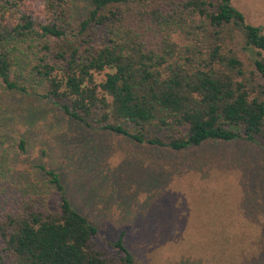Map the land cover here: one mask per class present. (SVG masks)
<instances>
[{
  "label": "trees",
  "instance_id": "obj_1",
  "mask_svg": "<svg viewBox=\"0 0 264 264\" xmlns=\"http://www.w3.org/2000/svg\"><path fill=\"white\" fill-rule=\"evenodd\" d=\"M41 14L0 0V93L55 103L69 121L148 147L264 148V35L231 0H44ZM1 143L0 134V252L10 264H137L122 231L109 247L96 243L53 169L38 165L42 179L7 192Z\"/></svg>",
  "mask_w": 264,
  "mask_h": 264
},
{
  "label": "rangeland",
  "instance_id": "obj_2",
  "mask_svg": "<svg viewBox=\"0 0 264 264\" xmlns=\"http://www.w3.org/2000/svg\"><path fill=\"white\" fill-rule=\"evenodd\" d=\"M25 1L42 20L44 0ZM231 4L264 35V0ZM0 134L7 192L42 179L38 165L53 169L71 207L95 226L96 243L109 247L122 231L137 264H264V148L256 142L148 147L69 121L55 103L4 93ZM0 264H10L1 252Z\"/></svg>",
  "mask_w": 264,
  "mask_h": 264
}]
</instances>
